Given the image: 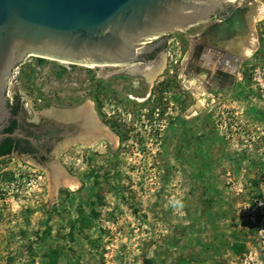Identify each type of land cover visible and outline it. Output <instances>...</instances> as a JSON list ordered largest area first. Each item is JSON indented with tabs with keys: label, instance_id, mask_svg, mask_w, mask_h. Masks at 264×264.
<instances>
[{
	"label": "rangeland",
	"instance_id": "obj_1",
	"mask_svg": "<svg viewBox=\"0 0 264 264\" xmlns=\"http://www.w3.org/2000/svg\"><path fill=\"white\" fill-rule=\"evenodd\" d=\"M260 1L254 50L224 90L193 96L182 73L188 36L208 21L169 33L151 80L131 65L23 59L9 102L29 119L91 103L116 142L76 143L51 168L0 159V264H264ZM53 168L79 186L54 193Z\"/></svg>",
	"mask_w": 264,
	"mask_h": 264
},
{
	"label": "water",
	"instance_id": "obj_2",
	"mask_svg": "<svg viewBox=\"0 0 264 264\" xmlns=\"http://www.w3.org/2000/svg\"><path fill=\"white\" fill-rule=\"evenodd\" d=\"M222 11L200 36L221 43L220 51L230 47L225 57L237 64L244 57L236 44L246 42L251 0H0V129L11 114L7 86L13 69L27 55L84 64L159 65L166 49L143 58L155 43ZM13 135L0 132V139Z\"/></svg>",
	"mask_w": 264,
	"mask_h": 264
},
{
	"label": "flooded vegetation",
	"instance_id": "obj_3",
	"mask_svg": "<svg viewBox=\"0 0 264 264\" xmlns=\"http://www.w3.org/2000/svg\"><path fill=\"white\" fill-rule=\"evenodd\" d=\"M226 8L228 10L230 6H226ZM224 14L225 12L222 11L212 16L205 26L195 34L188 36V54L184 60V69L182 73L190 87L189 92L193 96L201 93L205 88L210 90L214 86L217 90H224L238 82V73L242 58L237 64L232 62L230 56L225 57L230 47L226 46L223 51H220L218 47L221 43L218 44L211 38H208L205 42L204 38L200 36L207 26L218 19V15L222 16ZM249 30L248 22L247 34L250 32ZM165 43L166 38L164 37V39L155 43L150 51L143 55V58L146 60L155 58L163 49H166ZM243 44L244 43L240 41L236 44V46H239L241 53ZM165 55L167 57V49ZM221 60H224V62H222V66H219ZM217 69L221 70L223 74L217 73ZM8 106L11 114L3 123L0 132L14 133V135L0 139V145L5 138L11 140L10 151L0 153V159L9 157L10 155L23 156L29 158L39 166L51 168L56 155L66 151L70 146L76 143H82L80 139L86 135H91V137H93L94 134L88 133L98 134L101 125L104 126L99 117L94 114V111H92L91 116H89L91 121L85 120L82 114L80 115L81 117L79 116L68 120L60 119L50 114L40 116L37 119H29L25 116L24 110L19 105L18 99L8 102ZM78 108L81 113L82 110L79 106L69 109L77 110ZM61 109L62 108H54L56 111H61ZM99 140L104 139L101 138L96 141Z\"/></svg>",
	"mask_w": 264,
	"mask_h": 264
},
{
	"label": "bare ground",
	"instance_id": "obj_4",
	"mask_svg": "<svg viewBox=\"0 0 264 264\" xmlns=\"http://www.w3.org/2000/svg\"><path fill=\"white\" fill-rule=\"evenodd\" d=\"M252 5H253V12H251L250 15V19H249V28H250V22H254L255 20L263 17V5L261 3L260 0H251ZM253 14V15H252ZM249 34H247L248 36H246V43H244L242 45V53L249 56L251 54V52L254 50V46H255V38L253 36V34L251 33V28L249 30ZM248 37V39H247ZM34 55V54H33ZM37 56V55H36ZM45 58H49V59H53V60H57L61 63H69L68 61L65 60H59L56 58H51V57H45ZM201 62V61H200ZM79 64H84V63H79ZM86 66L89 67H93V66H97L98 64H84ZM100 65H110V66H118L121 64H100ZM160 66L159 65H155V64H149V65H145V66H138V65H131V67L128 68V71L130 70L133 73H138V74H142L144 75L148 80H151L154 75L160 71ZM80 109L82 110L81 113L79 111V108L77 110H63L61 109V111H56L54 109H50L47 110L46 112L49 113L52 116H55L57 118L60 119H71V118H76L79 117L81 114L84 115L85 120L87 121H91L90 117L91 113H92V105L91 103H88L85 106L80 107ZM81 117V116H80ZM93 126V125H92ZM94 128V127H92ZM99 133L95 134V133H88V134H94L93 137H91V135H86L84 137H82L80 140L83 144L89 146L92 143H95V141L97 139H104L108 142H112L113 144L116 142V137L115 135L105 126L101 125V128L99 129ZM53 176H52V190L55 193L56 189L58 187H66V188H70V189H75L79 186V181L70 175H67L66 173H63L62 171H58L57 169L53 168Z\"/></svg>",
	"mask_w": 264,
	"mask_h": 264
},
{
	"label": "built area",
	"instance_id": "obj_5",
	"mask_svg": "<svg viewBox=\"0 0 264 264\" xmlns=\"http://www.w3.org/2000/svg\"><path fill=\"white\" fill-rule=\"evenodd\" d=\"M17 69H18V66L13 69L11 77L14 76V73H17ZM252 81H253L255 88L260 92V97L264 98V72L262 69L255 68L252 74Z\"/></svg>",
	"mask_w": 264,
	"mask_h": 264
},
{
	"label": "trees",
	"instance_id": "obj_6",
	"mask_svg": "<svg viewBox=\"0 0 264 264\" xmlns=\"http://www.w3.org/2000/svg\"><path fill=\"white\" fill-rule=\"evenodd\" d=\"M261 45L263 46V44H261ZM39 61H43V58H39ZM16 100H17V98H16ZM7 130H9V129H7ZM10 149H11V140L9 138H5L4 141L0 145V153L8 152V151H10Z\"/></svg>",
	"mask_w": 264,
	"mask_h": 264
},
{
	"label": "clouds",
	"instance_id": "obj_7",
	"mask_svg": "<svg viewBox=\"0 0 264 264\" xmlns=\"http://www.w3.org/2000/svg\"><path fill=\"white\" fill-rule=\"evenodd\" d=\"M176 203L178 204L179 202L177 201Z\"/></svg>",
	"mask_w": 264,
	"mask_h": 264
}]
</instances>
